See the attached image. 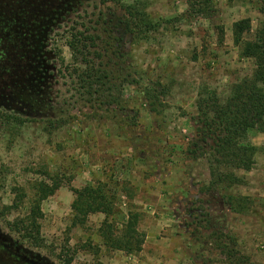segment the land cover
<instances>
[{
    "label": "rangeland",
    "instance_id": "374dc122",
    "mask_svg": "<svg viewBox=\"0 0 264 264\" xmlns=\"http://www.w3.org/2000/svg\"><path fill=\"white\" fill-rule=\"evenodd\" d=\"M145 1L153 19L171 24L148 42L137 43L126 32L121 6L84 0L78 13L61 21L46 41V103L41 108L0 106V111L36 121L0 128V264H231L222 250L226 247L250 264H264V125L247 140L257 148L254 168L235 172L244 185L211 189L196 107L201 88L225 101L233 85L252 76L255 65L244 51L259 27L258 6L251 0H215L216 15L206 19L188 15L186 0ZM99 17L118 39L123 73L144 85L161 81L168 88L162 116L141 106L138 89L125 86L127 113L117 112L119 119L112 121V110L104 107L99 112L103 119L84 117L100 108L79 98L56 51L70 65L64 31L73 22ZM243 19L252 21V32L238 47L232 28ZM133 109L140 114L138 126L130 129L120 119ZM42 117L68 123L50 137L42 130ZM54 179L61 187L41 205L39 240L29 239L22 228L29 223L21 221L31 214L34 186ZM89 185L105 186L111 214L97 213L85 226H74L76 192ZM228 195L252 198V212L234 214ZM131 213L139 216L143 244L139 253L127 254L111 249L101 230L106 221L123 230Z\"/></svg>",
    "mask_w": 264,
    "mask_h": 264
},
{
    "label": "trees",
    "instance_id": "16d2710c",
    "mask_svg": "<svg viewBox=\"0 0 264 264\" xmlns=\"http://www.w3.org/2000/svg\"><path fill=\"white\" fill-rule=\"evenodd\" d=\"M83 1L0 0V106L5 110L14 106L24 109L28 105L39 108L42 102L46 103L43 86L46 41L61 21L70 14L78 13L77 7ZM214 1L186 0L187 14L212 19L216 15ZM251 1L257 4L261 14L254 39L244 51L255 65L252 76L233 85L225 101L207 87L201 88L197 97L196 107L205 144L202 150L210 165L211 189L230 190L244 185L243 178L235 172H250L254 168L257 148L247 144V140L252 131L258 129L260 124L264 125V0ZM108 2L121 6L126 12V32L133 35L137 43L148 42L171 24L167 19H153L145 0H133L131 4H125L124 0H104V4ZM104 25L106 21L99 17L94 22L82 19L68 26L63 35L67 38L66 46L72 57L70 65L66 66L60 51H56L62 67L69 72L71 84L79 98L98 104L100 108L93 114H84V117L103 119L99 112L104 107L112 110V121L119 119L117 112L127 113L125 86L138 89L142 95L141 106L156 116H162L167 107L165 98L169 93L168 88L161 81L144 85L136 76L124 74L119 64L118 39ZM232 32L234 44L243 47L246 35L252 32V21L243 19L235 23ZM223 39L224 32L221 30L220 40ZM59 74L66 77L62 70ZM32 112H36V109ZM130 113L132 115H124L120 121L123 126L133 129L138 126L140 111L133 109ZM29 122L36 121L0 111V128L12 124L23 127ZM67 123L63 118L41 119L42 130L50 137ZM60 187L58 179L51 180V183L40 181L35 184L31 214L21 221L23 225L29 223L27 227H22L27 238L39 240V220L43 217L41 205ZM76 193L74 226H85L88 217L97 213L111 214L113 206L105 186L89 185ZM225 200L234 214L249 215L255 206V201L250 197L228 195ZM138 220L139 216L131 213L123 230L106 221L101 230L106 244L127 254L139 253L143 243L137 232ZM222 250L231 264H250L247 257L239 258L238 251L231 247Z\"/></svg>",
    "mask_w": 264,
    "mask_h": 264
},
{
    "label": "flooded vegetation",
    "instance_id": "af4514ba",
    "mask_svg": "<svg viewBox=\"0 0 264 264\" xmlns=\"http://www.w3.org/2000/svg\"><path fill=\"white\" fill-rule=\"evenodd\" d=\"M23 259H27V257H26V256H24V257H23Z\"/></svg>",
    "mask_w": 264,
    "mask_h": 264
}]
</instances>
